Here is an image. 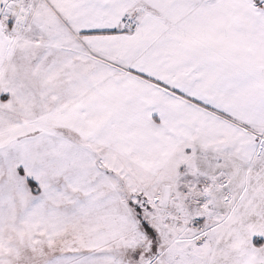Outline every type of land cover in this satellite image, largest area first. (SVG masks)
Listing matches in <instances>:
<instances>
[{
  "label": "snow or ice",
  "instance_id": "obj_1",
  "mask_svg": "<svg viewBox=\"0 0 264 264\" xmlns=\"http://www.w3.org/2000/svg\"><path fill=\"white\" fill-rule=\"evenodd\" d=\"M0 264H264V0H0Z\"/></svg>",
  "mask_w": 264,
  "mask_h": 264
}]
</instances>
